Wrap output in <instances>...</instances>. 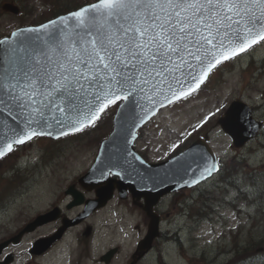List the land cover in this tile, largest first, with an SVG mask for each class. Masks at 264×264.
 Instances as JSON below:
<instances>
[{
	"label": "rangeland",
	"instance_id": "rangeland-1",
	"mask_svg": "<svg viewBox=\"0 0 264 264\" xmlns=\"http://www.w3.org/2000/svg\"><path fill=\"white\" fill-rule=\"evenodd\" d=\"M6 1L14 2L0 0V37L53 17L58 8L54 5L70 0H22L15 2L22 7L18 14L2 9ZM86 2L91 0H74L72 4ZM234 100L250 105L253 117L263 122L256 136L242 147L234 146L217 124ZM114 113V109H109L95 127L82 132L57 141L41 139L28 146L27 152L36 149L47 152L42 163L47 164L49 173L45 170L41 179H32L37 168L34 162L10 175H5L3 169L12 168V156L0 163V223L5 221L0 226L1 238L10 231L5 226L12 223L23 228L34 216L47 213L52 207L70 211V216L80 211L76 207L66 209L69 200L64 198L68 197L66 189L76 182L77 174L91 166L100 140L112 128ZM232 119L229 123L236 125ZM204 133L209 134L210 144L221 160L218 173L163 199L157 207L162 218V235L135 264H235L244 256L253 258V264L264 262V196L260 194L264 189V44L217 67L200 90L162 108L140 129L135 148L147 161L159 162L177 154ZM173 144L175 148L171 147ZM19 152L25 153L24 149ZM38 153L33 152V156L38 157ZM253 181L257 182L255 186ZM16 199L24 202L20 203L22 212L18 211V204L12 203ZM111 201L82 224L73 226L39 258L40 264H73L79 250L85 251L82 264H129L136 242L147 229L148 218L135 210L134 204L135 209L130 208L127 200ZM55 225L45 224L27 235L16 248L13 264L25 261L26 254L19 253L21 249L26 250L38 236L48 235ZM88 226L95 229L92 245L81 240V246L79 240L88 235ZM112 246H119V252L104 263L101 255Z\"/></svg>",
	"mask_w": 264,
	"mask_h": 264
},
{
	"label": "snow or ice",
	"instance_id": "snow-or-ice-1",
	"mask_svg": "<svg viewBox=\"0 0 264 264\" xmlns=\"http://www.w3.org/2000/svg\"><path fill=\"white\" fill-rule=\"evenodd\" d=\"M258 44L264 0H91L18 28L0 38V158L34 138L95 127L109 109L132 135L154 109L188 97ZM124 151L108 175L121 160L131 165ZM201 160L184 170L197 163L200 180L219 171Z\"/></svg>",
	"mask_w": 264,
	"mask_h": 264
},
{
	"label": "water",
	"instance_id": "water-1",
	"mask_svg": "<svg viewBox=\"0 0 264 264\" xmlns=\"http://www.w3.org/2000/svg\"><path fill=\"white\" fill-rule=\"evenodd\" d=\"M3 8L13 13L18 12V7L10 3H5ZM159 108L160 107L154 109L152 113H149V116L142 124H140V126H142L153 114H155ZM137 111H139V109ZM231 118H234L232 120H234V123L237 126L229 123ZM218 123L232 138L235 146H242L247 140L253 138L257 134L261 125L259 121L252 118L250 107L242 101L232 102L225 111L224 116L219 118ZM138 128H133L131 130L133 134L128 135L125 128L122 126L119 115L116 113L114 117V130L111 135L102 142L97 162L93 165L91 171H103L105 175H108V165L115 162L114 157H120L121 154L126 156L127 154L126 151H124L125 149L130 150L134 154L133 156H127V159L131 161V165L125 164L123 163V160H121V167L113 168L112 172H120L119 176L121 177V180L117 182V186L119 188L125 189L128 187L134 196L137 198L143 197L145 200L143 209L150 218V222L148 225L147 235L142 241L144 243L142 251L144 252L148 247H150V243L153 238L159 235V216L152 208L159 201L160 197L169 191L194 185L191 183L194 178L198 179L200 182V173L197 172V176L193 177L192 172L197 168V163L203 164L201 156L207 159L209 163H218V161L215 158L212 148L205 141L208 138V136L205 135L204 139L199 138L195 140L188 148L167 161L157 164L145 163L133 147V142L137 136L136 131ZM125 136H127L128 140V143L126 144L124 143ZM182 153L183 156L181 155ZM106 155L108 156V163L105 161ZM134 157H139V159H134ZM192 159H196L197 163H193L191 169L185 171L184 169L187 168L188 163H190ZM185 181H188V185H185ZM112 188L113 185L109 183L105 191L100 194V197L93 201L97 202L95 205H103L107 199L111 197ZM81 200L82 199L79 196L76 201ZM49 219L51 218H46L44 220L40 218V223L48 221ZM19 235H21V233ZM17 238L13 241L16 242ZM8 242L9 241L1 244L0 248Z\"/></svg>",
	"mask_w": 264,
	"mask_h": 264
},
{
	"label": "trees",
	"instance_id": "trees-1",
	"mask_svg": "<svg viewBox=\"0 0 264 264\" xmlns=\"http://www.w3.org/2000/svg\"><path fill=\"white\" fill-rule=\"evenodd\" d=\"M15 1H18L20 2L21 0H15ZM74 0H70V1H67V2H64L63 4H58V5H54L55 7H58L56 8L54 11H53V14H59V13H62V12H66L68 10H70L71 8H75L76 5H73ZM54 9V8H53ZM63 10V11H62ZM254 186L256 185L257 182L253 181ZM262 185H259V188L261 187ZM260 194H262L264 196V189L262 190V193L260 192ZM260 195V196H262ZM239 254V252H237V255ZM239 256V255H238ZM247 256H244L241 260H245ZM239 258V257H238Z\"/></svg>",
	"mask_w": 264,
	"mask_h": 264
},
{
	"label": "flooded vegetation",
	"instance_id": "flooded-vegetation-1",
	"mask_svg": "<svg viewBox=\"0 0 264 264\" xmlns=\"http://www.w3.org/2000/svg\"><path fill=\"white\" fill-rule=\"evenodd\" d=\"M62 215L64 216L65 213L62 212ZM58 222L60 223V220H56L55 224H58ZM59 225H60V224H58L56 227H53V231L56 230V229L58 228Z\"/></svg>",
	"mask_w": 264,
	"mask_h": 264
}]
</instances>
